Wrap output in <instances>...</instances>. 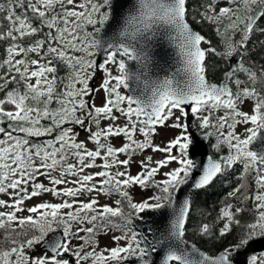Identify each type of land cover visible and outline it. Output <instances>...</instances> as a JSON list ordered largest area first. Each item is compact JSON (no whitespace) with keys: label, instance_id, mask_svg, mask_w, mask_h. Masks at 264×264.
Here are the masks:
<instances>
[{"label":"snow or ice","instance_id":"1","mask_svg":"<svg viewBox=\"0 0 264 264\" xmlns=\"http://www.w3.org/2000/svg\"><path fill=\"white\" fill-rule=\"evenodd\" d=\"M200 9L196 23L213 28L215 44L193 27L188 0L0 3L9 24L0 30V42H8L0 61V194L9 197L0 199V264H241L236 257L264 238V148L250 147L264 140V67L244 60L253 37L264 36V0H203ZM157 48L171 50L174 70L156 62ZM209 58L232 61L219 83L208 78ZM156 68L165 74L156 75ZM98 69L104 78L94 89ZM141 78V95L122 94ZM189 116L198 123L190 125ZM103 121L109 123L101 127ZM77 127L88 133L86 140L78 139ZM190 127L207 130L204 139L215 136L213 147L227 153L206 164L190 158V147L199 143ZM158 128L178 134L157 144ZM148 150L161 158L145 155ZM133 162L140 169L135 175ZM237 165L241 182L228 196L251 201L254 215L241 224L236 214L243 209L228 204L219 210L218 230L199 225L201 238L233 235L234 242L210 253L186 238L187 193ZM137 186L151 195L134 199ZM45 194L60 202L30 203ZM114 194L110 204L98 199ZM112 230L120 233L111 237L115 246L97 251L98 234ZM246 264H264V252Z\"/></svg>","mask_w":264,"mask_h":264},{"label":"trees","instance_id":"2","mask_svg":"<svg viewBox=\"0 0 264 264\" xmlns=\"http://www.w3.org/2000/svg\"><path fill=\"white\" fill-rule=\"evenodd\" d=\"M0 3H6V0H0ZM202 3L203 0H188V8L190 11L189 20L193 23V27L196 30L207 36L215 44L219 40V37L216 36L213 28L206 22L202 24L196 23V21H199L200 19L197 13L201 10L200 5ZM8 27V22L3 19V14H0V30H7ZM34 39H36V37L25 38L24 44L28 45L31 43V40ZM7 46V41L0 42V61L6 57ZM249 49V52L244 56L246 66L254 65L256 68L264 67V36L257 35L256 37H253ZM218 60L219 58H209L208 78L215 83H219L223 79L224 70L228 68L225 62H218ZM64 73L65 70L61 69L60 75H64ZM241 78H244L243 74H241ZM10 87L12 86L10 85ZM2 96L3 93H0V98H2ZM194 123L198 122L192 120L190 125ZM190 129L194 130V132L206 131L199 127H190ZM209 152L211 151L209 150ZM226 153L227 148L222 147L219 152H217L216 149L212 150L211 155L217 158ZM240 172L241 166L237 165L235 170L230 172L227 176L217 178L208 187L195 191L192 194L191 220L186 232V238L189 242L196 244V246L202 250L214 253L222 250L230 242H234L232 234L224 238H201L198 234V226L202 223H209L210 225H213L216 230L222 226L217 217L219 215V210L225 205L231 204L233 211H235L236 208L243 209L240 213L236 214V218L240 220L241 224L250 222L254 215L251 201H245L239 196H228V193L240 184ZM125 210L127 211V208H125Z\"/></svg>","mask_w":264,"mask_h":264},{"label":"rangeland","instance_id":"3","mask_svg":"<svg viewBox=\"0 0 264 264\" xmlns=\"http://www.w3.org/2000/svg\"><path fill=\"white\" fill-rule=\"evenodd\" d=\"M29 58L31 59V58H35V57L34 56H30ZM103 78H104V72H103V70H100L99 69L96 72L95 78L90 82V87H92L94 89L95 88H98L99 85L101 84ZM121 92H122V94L127 95V93L125 91V88H123V87L121 88ZM103 96H104L103 91H100V92L96 93V96H95V104L97 106H99L101 104V101H102ZM89 99H91V98H89ZM249 107H250V104L249 103H246L245 105H243V110L247 111ZM222 114H223L222 111L216 113V115H222ZM192 120H193L192 117L190 118V116H189L188 123L190 124L192 122ZM107 123H109V121H103L102 124H101V127H103ZM169 123H171V121H169ZM75 130L79 132V137H78L79 140H86V138L88 136V133L86 131H84L83 129H81L79 127H77ZM93 130H96L94 126H93ZM237 130L238 131H242L243 129L238 127ZM176 134H178V130L177 131H173L170 128H158V135H156L155 138H154L155 139V143L163 145L168 140H170L171 138H173ZM215 142H216V138H215V136H212V139H211V141L209 143L211 150H214L215 149L213 147V144ZM112 143L115 146L119 147L121 145V140L114 139V140H112ZM87 147L89 149H93L95 146L92 143H88L87 144ZM145 155H153L154 159H160L161 158V154H159V153L153 154L151 152V150L146 151L145 152ZM120 158L123 159L124 157L121 156ZM141 158L142 157H140V156H136V157H134V161H138ZM69 162H74V161L70 159ZM97 163H101V161L98 159L97 160ZM173 166H175V165H173ZM99 170L100 169H93L92 171H99ZM121 170H123V169H121ZM139 170L140 169H139L138 163L133 162L132 165H131V167H130L131 174L135 175ZM40 179L43 180V182L46 185L48 184V181L45 180L43 177H41ZM131 194L133 195L134 199L140 200L143 197H147L148 195H151V190H142V189H140L137 186V187H135L132 190ZM116 198H118V197L115 194L111 198L105 197L103 195H101V196L98 197L100 203H102V204L103 203H109L110 204ZM0 199L8 200L9 197L7 195H5V194H0ZM42 201H48V202H51V203H58V202H60L58 198L53 197L51 194H45V195H43L40 198H34L30 203L35 204V203H39V202H42ZM0 210H3V209H0ZM116 223H120V221H116ZM51 234H53V233H50L46 237V239ZM119 234L120 233L118 231H115V230L109 231L107 234H104V233L98 234L97 239L99 241V247L97 248V251H100V250H102L105 247L110 248V247L115 246V242L111 239V237H112V235H119ZM39 247L40 246H37V250H36L37 251V254H40ZM250 255H252V254H249L248 256H250ZM248 256L246 257L245 262H247ZM66 258H69L70 259L71 257L70 256H67Z\"/></svg>","mask_w":264,"mask_h":264},{"label":"water","instance_id":"4","mask_svg":"<svg viewBox=\"0 0 264 264\" xmlns=\"http://www.w3.org/2000/svg\"><path fill=\"white\" fill-rule=\"evenodd\" d=\"M134 2H135V0H129V4L130 5H131V3H134ZM127 11H128V9H124L125 14L127 13ZM153 55L155 57L156 62L160 66H162L166 71L170 72V71L174 70L175 59L173 57V54H172L171 50L166 49V48H157ZM97 60L99 62L100 57H97ZM231 63H232V61H229V64H231ZM233 66H235V65L233 64ZM129 69L133 73H137L138 74V72H139L138 65L135 62H130L129 63ZM154 72H155L156 75H159L161 77L165 74V72L160 71L159 68L154 69ZM155 78H156L155 75H153V79H155ZM129 83H130V88L129 89H125L127 95L139 96V95L142 94L143 78H141L140 81L131 80V81H129ZM189 132L191 133L194 141H196V140L199 141L198 144H194L193 146L190 147V149H189L190 158H194L198 163H205L206 164L207 158L208 157H212L210 155L209 151H208L209 143L211 141V137H209L208 139H204V136H203L204 132L196 133V132H194L191 129H189ZM250 147L252 148V150H260V149L264 148V140H258L257 142H254L253 145H251ZM214 159H216V158H214ZM195 191H198V190H196V189H189L188 190L187 194L191 197V199H192V194ZM149 215L150 216H157L158 214L149 213ZM161 222H163L162 221V217H161ZM54 235H55V233L51 234L47 238V240H51ZM189 243L193 244L191 242H189ZM39 249H40V247H39ZM261 252H264V238H260L259 241L253 242L249 246V250H248L247 254L248 253H251V254H253V253H261ZM246 255L237 256L236 259L241 261V264H246V262H245Z\"/></svg>","mask_w":264,"mask_h":264},{"label":"flooded vegetation","instance_id":"5","mask_svg":"<svg viewBox=\"0 0 264 264\" xmlns=\"http://www.w3.org/2000/svg\"><path fill=\"white\" fill-rule=\"evenodd\" d=\"M225 63H226V65L228 66V64H229V61H225ZM191 118V117H190ZM209 149H210V151L212 152V150H211V148L209 147ZM210 152V153H211ZM213 158H215V157H213ZM218 158V157H217Z\"/></svg>","mask_w":264,"mask_h":264}]
</instances>
